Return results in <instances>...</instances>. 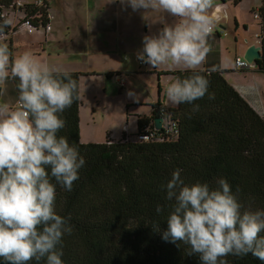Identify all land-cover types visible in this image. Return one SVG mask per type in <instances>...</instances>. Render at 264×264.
<instances>
[{
    "label": "clouds",
    "instance_id": "clouds-1",
    "mask_svg": "<svg viewBox=\"0 0 264 264\" xmlns=\"http://www.w3.org/2000/svg\"><path fill=\"white\" fill-rule=\"evenodd\" d=\"M125 2L133 11L150 9L177 18L158 35H145L137 53L138 60L153 68L176 65L191 70L168 84V103L193 104L197 111L194 101L206 94L214 99L208 79L196 69L210 51L214 18L209 10L215 0H121ZM9 24L5 19L0 32ZM10 78L18 81V99L15 107L0 103V258L5 264L45 258L46 264H63L62 238L73 228L69 219L56 213V185L71 191L86 161L58 132L65 127L60 114L80 98L78 80L31 51L10 58L7 44L0 43V89ZM154 117L148 123L152 127ZM181 171L174 170L162 185L166 199L173 202L162 239L187 245L189 255L198 254L201 264H228L227 256L249 253L264 261V210L242 212L225 178L216 181V188L201 182L189 185ZM156 211L161 212V207Z\"/></svg>",
    "mask_w": 264,
    "mask_h": 264
},
{
    "label": "trees",
    "instance_id": "trees-1",
    "mask_svg": "<svg viewBox=\"0 0 264 264\" xmlns=\"http://www.w3.org/2000/svg\"><path fill=\"white\" fill-rule=\"evenodd\" d=\"M11 4L15 6L13 0H0V7ZM18 10L23 15L21 24L29 20L33 28L46 29L50 22L46 1L42 6L23 3ZM257 12L261 57L255 64L264 73V0ZM5 19L7 15L0 18V25ZM14 30L8 25L0 36ZM10 45L9 39V49ZM196 71L208 79V92L215 98L206 94L194 101L199 105L197 111L187 103L167 109L178 127L173 139L132 140L123 136L116 141L83 142L80 101L60 114L65 127L58 136H65L86 161L71 191L56 185V213L69 219L73 228L62 238L63 264H201L198 254L189 255L187 245L162 239L173 203L166 199L162 185L177 168L189 185L201 182L216 188V181L225 178L242 212L264 210V116L228 82L226 69ZM70 72L78 84L81 76L97 74ZM190 74L189 69L157 73L176 79ZM8 80L18 96V81ZM152 105L163 108L157 101ZM150 121L139 118L137 133ZM158 206L162 209L159 213ZM153 225H159L158 229ZM225 259L228 264H264L251 253ZM0 264H5L2 258ZM28 264H46V258Z\"/></svg>",
    "mask_w": 264,
    "mask_h": 264
},
{
    "label": "rangeland",
    "instance_id": "rangeland-1",
    "mask_svg": "<svg viewBox=\"0 0 264 264\" xmlns=\"http://www.w3.org/2000/svg\"><path fill=\"white\" fill-rule=\"evenodd\" d=\"M17 1L22 2H13ZM56 5V8L52 6L51 13L59 26H53V30L57 32L60 29L61 56L66 57L63 64L60 62L58 65H67L83 73L112 71L110 77L101 74L80 78L79 116L82 123H88V130L81 135L83 142H104L107 139L116 141L123 136L133 140L137 136L138 119L151 110L153 112L152 104L159 101L164 105L165 111L177 106L170 105L165 94L169 81H175L176 78L171 75L157 76V72L166 65L153 68L147 63L139 64L136 59V54L143 49V37L158 35L165 24L173 25L177 18L166 12H152L150 9L133 11L126 2L122 4L121 0H83V3L79 0H64L62 6L57 2ZM2 11L10 21L9 25L15 28L11 36L10 58L24 51H31L37 57L47 55L42 52L43 49L56 51L55 48L50 49L48 44L44 45L46 34L49 33L44 27H34L29 32L21 29L22 14L18 6H2ZM259 22V17L249 13L248 18L244 17L238 24L231 22L226 29L215 23L208 37V61L228 64V52L232 53L233 44L238 55L244 59V54L251 45L260 44ZM217 31L225 32L227 36H218ZM9 38V34H4L0 36V42L6 40L8 46ZM76 55H79L80 61L75 58ZM220 56L224 58V63L218 60ZM50 57V64L59 61L52 58L55 53ZM247 69L237 70L242 72ZM228 71L225 77L234 78ZM119 77L124 83L117 80ZM17 99L13 82L7 80L1 89L0 103L6 102L15 107ZM91 113L94 115L93 119L90 118ZM168 124L166 119L165 128Z\"/></svg>",
    "mask_w": 264,
    "mask_h": 264
},
{
    "label": "crops",
    "instance_id": "crops-1",
    "mask_svg": "<svg viewBox=\"0 0 264 264\" xmlns=\"http://www.w3.org/2000/svg\"><path fill=\"white\" fill-rule=\"evenodd\" d=\"M14 1V0H13ZM35 0H22L23 3H32ZM47 3V7H48V12L50 17V29L48 30L49 33L46 34V38L44 39V45L48 44V47L50 49L55 48L56 51L55 52H51L47 49H43V53H47V55H39V58H43L42 61L50 63L51 59V55H53L55 53V57L54 60H59V61H55L52 64L53 65H58L61 62V65L63 64V62L66 60L65 56H61L62 55V49L60 48V29L56 32V30H53V26H59V23L57 22L56 17H52V6L55 8L57 7L56 2L59 6H62V4L64 3V0H45ZM81 3H83V0H79ZM224 3V7L227 11V15L230 18V24L231 22H234L235 24H238L240 21H243V18L249 17V13H253L255 11H257V9L260 7L262 0H215V4L214 7L212 9L209 10V14L212 15L213 11L215 10V8L220 5L221 3ZM1 10H2V6H1ZM22 14V13H21ZM23 18V15H22ZM53 18V19H52ZM255 19V18H254ZM22 19L20 20V24H21ZM215 24V23H214ZM230 24L228 25V27L230 26ZM22 25V24H21ZM67 25V24H66ZM226 27V28H228ZM23 28V26L21 27V29ZM22 30H25L24 28ZM218 30V29H217ZM28 31V30H27ZM30 31V30H29ZM28 31V32H29ZM45 31L47 32V30L45 29ZM217 35L219 34V32H216ZM10 40H11V36L12 34L10 33ZM222 34H219L218 36H220ZM225 36H227V33L223 34ZM63 36V35H62ZM62 38V37H61ZM227 40V39H225ZM8 42V41H7ZM0 43H4L6 44V41H1ZM10 51V49H9ZM117 55H119L120 53H116ZM208 55V54H207ZM228 57H229V62L224 63L223 57H219L218 60L221 63H224L223 65L218 64V63H214V62H209L206 56V60L203 64H201L197 69H201V70H205V69H226L229 70L228 73H230L234 78L230 79L227 78L228 82L241 94V96H243L261 115L264 116V73L260 70L257 69V67L255 65H251L249 69H247L246 71H238L237 69L234 68V58L235 57H241V55H238V51L235 47V45L233 44L232 46V53L228 52ZM75 58L79 59V61L81 60L79 55H76ZM220 65V66H218ZM59 66V65H58ZM62 68L67 69L68 71H76L73 68H70V66H62ZM183 70L186 69L183 66H169L166 65L164 66V68H162L159 72L157 73H164L167 71H173V70ZM79 72V71H77ZM96 76H99L101 74H106V73H112L111 70H102L99 72L96 71H92ZM92 72H86V73H92ZM83 73V72H82ZM117 73V72H115ZM116 75V74H115ZM85 76H89V75H85ZM158 76V75H157ZM83 77V76H81ZM160 77V76H159ZM165 77V76H164ZM173 82V79H171L169 81ZM159 102V101H157ZM162 107L164 106L163 104H161ZM154 112H152V110L150 112H148L147 114L143 115L142 118H151ZM90 128V127H89Z\"/></svg>",
    "mask_w": 264,
    "mask_h": 264
},
{
    "label": "built area",
    "instance_id": "built-area-1",
    "mask_svg": "<svg viewBox=\"0 0 264 264\" xmlns=\"http://www.w3.org/2000/svg\"><path fill=\"white\" fill-rule=\"evenodd\" d=\"M35 5L37 6H42L43 5V0H35L33 2ZM15 6H20L23 3L20 1H17L14 3ZM254 16L257 18L258 17V13L255 12ZM0 18H6V15L4 14V12L1 10L0 7ZM22 26L25 30H30L32 27V24L29 20H26L24 23H22ZM46 29L49 30L50 26L49 24L46 26ZM225 33V32H224ZM136 59H137V54H136ZM139 64H143L144 62L138 60ZM235 68L237 69H247L249 68V65L247 64V62L243 59L237 58L235 63H234ZM159 115L162 116L164 118L163 121V125H162V129L160 131H156L151 124H146L142 127V129L140 130V132L137 133L136 136V140H150L151 138H166V139H173L174 137H176L177 133H178V127H177V123L174 120H171L170 116L168 113H166V111L164 109H160L159 111ZM90 118L93 119L94 115L91 113L90 114ZM168 120L169 124L168 127L165 128L164 124H165V120ZM79 129L82 133L86 132L88 130V123H80L79 125Z\"/></svg>",
    "mask_w": 264,
    "mask_h": 264
},
{
    "label": "water",
    "instance_id": "water-1",
    "mask_svg": "<svg viewBox=\"0 0 264 264\" xmlns=\"http://www.w3.org/2000/svg\"><path fill=\"white\" fill-rule=\"evenodd\" d=\"M211 16H213L214 18V23H216L217 26L222 29H226V27H228V25L230 24V18L227 15V11L224 7L223 2L215 8ZM260 57H261V44L251 45L244 54V59L249 64H254V65H255V61ZM0 95H1V89H0ZM157 110L158 108H155L154 112L156 113ZM163 121L164 118L162 116H155L153 118L154 129L160 131L162 129Z\"/></svg>",
    "mask_w": 264,
    "mask_h": 264
},
{
    "label": "bare ground",
    "instance_id": "bare-ground-1",
    "mask_svg": "<svg viewBox=\"0 0 264 264\" xmlns=\"http://www.w3.org/2000/svg\"><path fill=\"white\" fill-rule=\"evenodd\" d=\"M237 58H240V59H242L241 57H235L234 58V63H235V61H236V59ZM243 60H245V59H243ZM246 61V60H245ZM247 62V61H246ZM247 64L249 65V67L251 66V65H254V64H249L248 62H247ZM255 66H256V64H255ZM121 78L119 77V78H117V80H119V82H123L124 83V81H122V80H120ZM263 116V115H262Z\"/></svg>",
    "mask_w": 264,
    "mask_h": 264
}]
</instances>
